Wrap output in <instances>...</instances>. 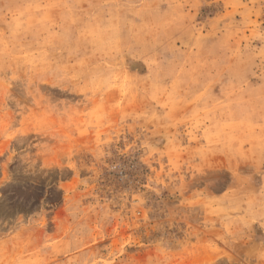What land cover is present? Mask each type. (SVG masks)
Wrapping results in <instances>:
<instances>
[{
    "label": "rangeland",
    "instance_id": "374dc122",
    "mask_svg": "<svg viewBox=\"0 0 264 264\" xmlns=\"http://www.w3.org/2000/svg\"><path fill=\"white\" fill-rule=\"evenodd\" d=\"M0 264H264V0H0Z\"/></svg>",
    "mask_w": 264,
    "mask_h": 264
}]
</instances>
